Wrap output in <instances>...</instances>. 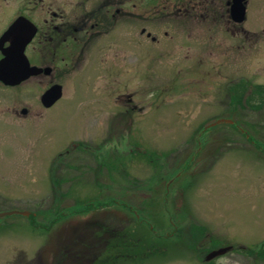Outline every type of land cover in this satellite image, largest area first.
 Returning a JSON list of instances; mask_svg holds the SVG:
<instances>
[{
    "label": "rangeland",
    "instance_id": "obj_1",
    "mask_svg": "<svg viewBox=\"0 0 264 264\" xmlns=\"http://www.w3.org/2000/svg\"><path fill=\"white\" fill-rule=\"evenodd\" d=\"M154 1L66 73L0 89V212H28L0 216V264H264V105L230 89L264 85V0L236 24L230 0L202 15ZM22 2L5 4L12 18ZM27 53L55 65L53 48ZM54 83L62 98L44 107Z\"/></svg>",
    "mask_w": 264,
    "mask_h": 264
},
{
    "label": "flooded vegetation",
    "instance_id": "obj_2",
    "mask_svg": "<svg viewBox=\"0 0 264 264\" xmlns=\"http://www.w3.org/2000/svg\"><path fill=\"white\" fill-rule=\"evenodd\" d=\"M9 1L10 0H0V10H5L4 18H6L5 26L3 30L0 31V36L16 17L22 16L29 20L35 26V33L26 44L24 54L27 58V49L29 47H36L38 51H43L44 49L49 51L50 48H53L51 59L47 60L50 61L49 63L53 62L55 65L51 66L50 64H46L52 67L50 73H53L54 70L56 72L66 73L73 64H76L77 56L83 54L86 49L90 48L93 43L97 42L103 35L115 31L119 19L121 20L124 17L131 16L133 17V21L136 22L140 16V0H69L70 2L73 1V11L71 15H65L63 9L57 6L60 0H23L21 12L19 11L15 14L14 18H12V12H10L5 5ZM194 1H198V3L201 4V0ZM155 3L156 2L153 0L152 4L155 5ZM157 5H159V3L156 4V6ZM165 6L166 5L162 7L163 11ZM169 9L170 10L165 8V10H167L164 11L165 16L172 14V8ZM192 10L193 9L185 8L184 13L190 15ZM34 11L38 12L36 14V20H34L31 15ZM199 11L198 15H202L203 12L207 10L199 9ZM140 32L143 33L144 29H141ZM147 36H150V34H147ZM151 39L153 41L156 40L154 37ZM6 45L7 43L5 42L2 44V47ZM56 54H58V56H56ZM1 56L0 51V58ZM107 58L108 57H105L104 59ZM29 64L31 63L29 62ZM48 66H43V68ZM61 67H64V69ZM119 73L122 74L123 72L116 71V74ZM11 87L12 86H7L0 82V89L4 90ZM123 94L119 96H124ZM61 98L62 96L60 99ZM119 98L120 97H117V100ZM124 99L123 102L125 101ZM129 101L130 99L127 100L128 103Z\"/></svg>",
    "mask_w": 264,
    "mask_h": 264
},
{
    "label": "water",
    "instance_id": "obj_3",
    "mask_svg": "<svg viewBox=\"0 0 264 264\" xmlns=\"http://www.w3.org/2000/svg\"><path fill=\"white\" fill-rule=\"evenodd\" d=\"M246 3L247 0H230L229 4V17L234 23H241L245 19L246 15ZM19 25V26H18ZM24 27L26 31L23 37L15 43L13 40V35L17 32L16 28ZM18 29V30H19ZM35 33V26L26 18L19 16L16 17L8 26V28L0 36V82L7 86H14L19 84L21 81H24L30 76L38 75L40 73L49 74L51 72L50 67H37L30 65L25 54L24 48L26 44L30 41L33 34ZM7 43L5 47H2L3 43ZM3 74V75H2ZM8 75V76H6ZM62 96V86L60 84H53L43 93L40 94L39 102L44 107H50L53 105L60 97ZM21 113H25V110L22 109ZM220 122H231L229 119H218L212 125ZM21 214L28 215L27 211H4L0 212V216L9 215V214ZM230 249L221 248L214 250L209 254H217L221 251H226ZM208 254V255H209ZM209 258L206 257V259Z\"/></svg>",
    "mask_w": 264,
    "mask_h": 264
},
{
    "label": "trees",
    "instance_id": "obj_4",
    "mask_svg": "<svg viewBox=\"0 0 264 264\" xmlns=\"http://www.w3.org/2000/svg\"><path fill=\"white\" fill-rule=\"evenodd\" d=\"M200 3L197 4L199 9H205L207 11H215L214 9L210 10L211 2L208 3V1L201 0ZM206 11V12H207ZM214 13V12H212ZM246 88H250V85L247 84V82H239L230 87L232 89V100L235 101L238 105H242V103L249 104L250 106H261L264 105V85H252L253 88V94L245 95ZM251 100L254 101V105H252ZM54 186V184H53ZM32 216V215H31ZM109 248H115L116 245L113 242L108 243ZM124 247L128 246L123 244ZM143 246V245H142ZM141 245L139 247H142ZM246 251L250 252L249 249H246ZM262 253V252H261Z\"/></svg>",
    "mask_w": 264,
    "mask_h": 264
},
{
    "label": "bare ground",
    "instance_id": "obj_5",
    "mask_svg": "<svg viewBox=\"0 0 264 264\" xmlns=\"http://www.w3.org/2000/svg\"><path fill=\"white\" fill-rule=\"evenodd\" d=\"M18 29H19V27L16 28L17 32L13 35V40H14L15 43H18V41L23 37L24 33L26 32L24 30V27H20V29L19 30ZM1 73H3V72H1ZM6 76H8V75H6Z\"/></svg>",
    "mask_w": 264,
    "mask_h": 264
}]
</instances>
